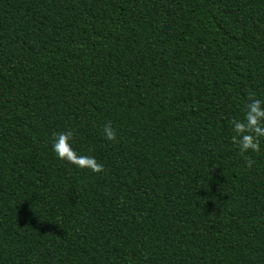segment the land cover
<instances>
[{"label":"trees","instance_id":"obj_1","mask_svg":"<svg viewBox=\"0 0 264 264\" xmlns=\"http://www.w3.org/2000/svg\"><path fill=\"white\" fill-rule=\"evenodd\" d=\"M250 97L264 0H0V264H264Z\"/></svg>","mask_w":264,"mask_h":264},{"label":"clouds","instance_id":"obj_2","mask_svg":"<svg viewBox=\"0 0 264 264\" xmlns=\"http://www.w3.org/2000/svg\"><path fill=\"white\" fill-rule=\"evenodd\" d=\"M243 119H233L231 121V141L236 145L248 168L255 163L254 160L245 156L248 152L259 153L261 151V139L264 138V101L250 97ZM105 139L115 141L116 131L111 124H106L103 129ZM53 151L56 156L81 169H88L93 173H102L105 166L94 156L78 153L71 141L74 138L72 130L62 131L55 134Z\"/></svg>","mask_w":264,"mask_h":264}]
</instances>
